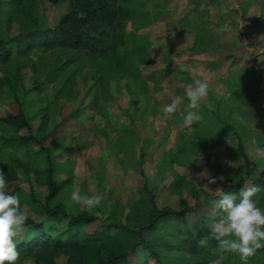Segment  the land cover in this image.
Segmentation results:
<instances>
[{"label":"rangeland","instance_id":"obj_1","mask_svg":"<svg viewBox=\"0 0 264 264\" xmlns=\"http://www.w3.org/2000/svg\"><path fill=\"white\" fill-rule=\"evenodd\" d=\"M35 1L37 17L43 28L54 27L68 8L66 1L58 4L48 0ZM140 1L156 20L138 31L134 30L131 22L127 23L126 44L121 50L127 57L128 66L124 72L112 76L109 86L112 98L99 101L94 98V92L100 87L91 78L90 68L86 67L77 77L75 99H59L57 108L53 106L52 122H60L57 135L63 136L59 146L51 151L56 168L55 178H65L66 173L60 169L65 165L74 170L73 187L62 198L67 207L75 204L70 199L73 190L88 196L103 193L102 202L95 209L80 204L89 213L102 218L116 202L125 203L123 216L127 215L130 203L139 198L145 178L159 208L167 206L180 210L184 204L193 206L198 203L197 211L189 214L187 221L188 228L197 232L201 239L211 233L218 220L213 204L206 200L207 194L217 191L216 184L209 181L244 171L243 158L234 153L239 139L249 158L257 167L264 168V158L257 157L254 152L257 143H264V104L246 106L241 103L236 63L235 71H230L227 77L219 80L207 78L209 85L223 92L209 90V95L201 102V121L191 125V128L183 127V114L189 111L186 86L201 79L200 69L203 66L200 63L207 61L209 64L212 53L197 56L195 48L193 52H186L181 40L197 38L196 45L200 48L222 45L229 38L239 51L250 48L247 57L258 61L262 70L264 0H252L254 4L263 6L261 12L249 15L250 19L261 17L259 24L250 28L245 26V16H239L236 0ZM7 11V0H0L2 32L7 31ZM17 31L18 26L13 22L10 33L15 35ZM145 33L153 38L150 41L146 36L154 50L151 65H139L133 56L134 35L145 36ZM172 49L178 52L174 62L169 56ZM204 72L205 75L212 74L210 69ZM258 73L260 75V70ZM22 77L24 84L30 87L32 72L26 68ZM261 86L264 88V80ZM51 92V84L44 82L41 98L50 99ZM175 97L184 99L178 111L164 113V107ZM9 111L8 104L0 101V114ZM70 113H74L84 125L74 126L72 120H66ZM37 126L38 121L31 122L32 132ZM27 133L26 129L21 130V134ZM15 154L26 159L22 148ZM4 163L6 154L0 158V165ZM39 164L43 167L44 161ZM183 177L189 184L182 181ZM248 186L250 183L246 182L243 188ZM14 188L19 189L17 195L22 211L33 220L40 221L46 188L33 176H26L20 171L18 180L8 183L5 190L12 191ZM195 192L198 193L197 198ZM139 253L144 254L142 250ZM161 253L171 255L177 264L186 261L179 254ZM65 261V257H60L55 264H65ZM16 264L34 262L30 258H18ZM222 264L245 262L234 259ZM246 264L249 263L246 261Z\"/></svg>","mask_w":264,"mask_h":264},{"label":"trees","instance_id":"obj_2","mask_svg":"<svg viewBox=\"0 0 264 264\" xmlns=\"http://www.w3.org/2000/svg\"><path fill=\"white\" fill-rule=\"evenodd\" d=\"M48 1L68 3L67 11L54 27L41 26L35 0H7V31L0 29V101L10 108L7 114H0V158L6 154V163L0 165V170L6 173L7 184L17 181L20 171L33 176L47 190L41 204L42 219L35 221L28 216L23 234L17 237L19 258H30L34 264H55L60 257H65V264H177L163 251L184 256L186 261L179 264H211L218 255V242L210 239L208 245L200 247L199 235L188 228L187 217L197 211L198 203L184 204L180 210L159 208L145 178L139 198L130 203L125 216V203L116 202L102 218L80 204L67 207L63 202L73 187L75 174L70 165H65L60 168L65 178H55L51 151L63 136L57 135L60 122H52L53 106L57 108L59 99H75L77 77L86 67L100 87L94 98H112L110 80L128 66L121 50L126 44L127 23L131 22L138 31L156 19L140 0ZM259 21L254 19L251 24ZM13 22L18 26L15 35L10 33ZM132 44L135 61L151 65L154 50L148 38L136 34ZM26 68L32 72L30 87L22 77ZM44 82L52 86L50 99L41 98ZM238 88L243 105L264 104V89L255 67L241 70ZM66 120H72L74 126L84 125L74 113L68 114ZM32 121H38L34 132ZM22 129L28 133L21 134ZM21 148L25 160L15 154ZM234 153L243 158L244 171L216 178L217 191L207 194L217 219L221 215L217 203L221 191L238 193L246 182L264 186V168L259 169L249 158L240 139ZM42 160L43 167L39 164ZM182 181L188 183L184 177ZM18 191L14 188L8 192L17 195ZM194 196L197 198L198 193ZM258 196V206L264 209V192ZM234 259L241 260L236 253H225L223 262ZM247 262L264 264V248Z\"/></svg>","mask_w":264,"mask_h":264},{"label":"clouds","instance_id":"obj_3","mask_svg":"<svg viewBox=\"0 0 264 264\" xmlns=\"http://www.w3.org/2000/svg\"><path fill=\"white\" fill-rule=\"evenodd\" d=\"M208 95L209 84L204 80L196 79L186 86L189 111L183 114V127L191 128V125L201 121V102ZM183 102V98L175 97L164 107V113H176ZM254 152L257 157L264 158V143H257ZM209 182L215 183V179ZM6 185V173L0 170V264H16L20 256L17 237L25 230L28 215L21 211L20 197L6 191ZM261 192H264V186L252 184L238 193H219L221 198L217 203L220 218L215 222L211 233L198 241L200 247L208 245L210 239L218 242V255L211 264H222L224 254L229 252L238 254L246 264L249 257L264 248V209L258 206V194ZM70 199L88 209H95L101 204L103 193L88 196L79 190H73Z\"/></svg>","mask_w":264,"mask_h":264},{"label":"crops","instance_id":"obj_4","mask_svg":"<svg viewBox=\"0 0 264 264\" xmlns=\"http://www.w3.org/2000/svg\"><path fill=\"white\" fill-rule=\"evenodd\" d=\"M236 2H237L236 6H237V9H238L239 16L244 15L245 18L247 19V21L245 22L246 28H250V26L255 27L257 24H259V22L261 20L258 23H256V24H251V21L254 20V18L250 19L249 15H251L253 12L254 13L261 12V10H262L261 8H262L263 5L261 6L259 3H258V5H256V4H254V2H252V0H236ZM257 2H259V1H257ZM259 15H261V14H259ZM258 18L261 19V17H258ZM145 34H146L145 36H147L150 41H153V38L149 34H147V33H145ZM186 34H187V36L189 35L188 32H186ZM242 38H243V40L246 39L244 35H242ZM261 38L264 39V35H262ZM223 42L224 43H222V45H219V46L214 45L213 47L212 46L209 47V46L206 45L204 47H200L199 48L196 45L197 44V38H192L190 40L189 37H187V38H183L181 40V44L184 45L183 50H185L186 52L187 51L188 52H190V51L193 52L192 49L194 50V48H195V52L194 53H196L197 56H202V55H206L208 53H212V57L209 59L210 60L209 64H208L207 61H204L202 64L200 63V65L203 66L200 69V71L202 73L201 79L204 80L205 82H207L209 80V79L207 80V78H211L213 80L214 79H218L219 80L221 78L227 77V75L229 74L230 71H232V70L235 71L234 68L236 67L235 64L237 63L238 67H237V70L235 71V73L238 74V75H236V76H238V80H239V76H240L241 70L243 68L255 67L256 75L260 78V87L263 88L261 85H262L263 80H264V68L262 70L259 69L258 61L252 60V59L247 57L248 56L247 50L248 49L250 50V48H247L246 51H242V49H240V51H239V49H237L239 47H237L234 43H232L229 38H227L226 42L225 41H223ZM176 53H178V52H176L173 49L170 50L169 56H170V58H171V60L173 62L175 61V58L177 56ZM259 53L261 54L262 51H259ZM197 56H196V58H198ZM196 62H200V61H196ZM139 65H141V64H139ZM210 66H212V67H210ZM240 66H242V67L240 68ZM205 69L212 70V74L205 75L206 74L204 72ZM258 69L260 70V75L258 73L259 72ZM236 76H234V77H236ZM209 90H212V92H214V93H218V92L222 93L223 92L222 90H220V88H216L214 85H209ZM226 93H228V92H226ZM259 169H262V168H259Z\"/></svg>","mask_w":264,"mask_h":264}]
</instances>
